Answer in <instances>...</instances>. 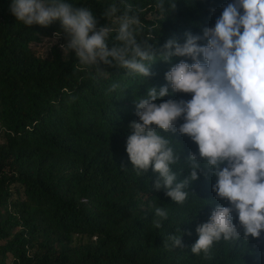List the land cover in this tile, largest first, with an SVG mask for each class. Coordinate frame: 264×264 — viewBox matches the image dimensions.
<instances>
[{"label": "trees", "instance_id": "trees-1", "mask_svg": "<svg viewBox=\"0 0 264 264\" xmlns=\"http://www.w3.org/2000/svg\"><path fill=\"white\" fill-rule=\"evenodd\" d=\"M65 2L90 8L98 27L114 28L105 9L131 5L141 20L137 38L149 39L158 55L170 39L183 44L185 33L202 36L233 0H175L174 9L168 7L172 0H162L163 10L156 7L161 0ZM11 3L0 0V264H264V232L247 242L221 239L208 257L192 254L196 228L216 206H229L212 191L216 177L198 173L188 199L176 204L163 187L155 190L158 174L151 166L138 175L127 156L136 99L148 88L159 91L166 72L191 59L156 60L152 75L142 78L103 64V73L85 69L74 52L64 56L58 45L41 57L34 50L41 39L57 36L58 44L67 43L59 21L25 26L11 14ZM114 44L107 41L109 48ZM113 83L120 87L109 91ZM169 92L155 103L192 97ZM157 132L181 145L178 181L185 179L184 161L198 154L197 145L178 132ZM157 207L168 211L159 228L153 226L160 219ZM180 234L182 246L173 248L168 237Z\"/></svg>", "mask_w": 264, "mask_h": 264}, {"label": "clouds", "instance_id": "clouds-1", "mask_svg": "<svg viewBox=\"0 0 264 264\" xmlns=\"http://www.w3.org/2000/svg\"><path fill=\"white\" fill-rule=\"evenodd\" d=\"M175 0L168 5L175 8ZM163 10L161 0L156 5ZM11 14L25 26L47 27L59 21L66 35L64 52H74L78 66L104 71L99 65L114 66L127 75L146 78L152 75L150 65L156 60L171 63L173 57H187L165 74L167 84L159 91L147 89L146 96L135 101L137 120L130 123L131 134L126 153L137 174L151 166L158 179L155 190L176 204L189 196L190 183L198 173L216 177L212 191L217 199L228 202L216 206L207 222L196 228L198 239L192 254L209 256L215 242H247L264 232V0H233L223 8L214 27L203 35L185 33V42L168 40L155 54L149 39H138L141 20L127 5L123 11L109 5L103 16L114 21L97 26L98 21L88 7H77L65 0H12ZM113 33L114 36H113ZM59 35V33H56ZM115 44L108 47L107 41ZM206 40L205 45L198 42ZM119 84L113 83L109 91ZM171 93L192 94L188 101H155ZM183 123L176 128V122ZM165 133L187 136L198 147L184 163L188 176L178 181L182 148ZM176 145L180 146L179 151ZM203 161V163H199ZM176 168L174 171L173 168ZM233 213L238 223H233ZM153 226L161 227L166 208L157 207ZM242 230V235L241 231ZM181 234L171 235V246L181 247Z\"/></svg>", "mask_w": 264, "mask_h": 264}, {"label": "rangeland", "instance_id": "rangeland-1", "mask_svg": "<svg viewBox=\"0 0 264 264\" xmlns=\"http://www.w3.org/2000/svg\"><path fill=\"white\" fill-rule=\"evenodd\" d=\"M58 43H59V38L57 36L41 39L40 43L34 47V50L36 51L37 55L43 57L46 55V53L48 52L51 46L58 45V49L61 50L62 55L65 56L66 52L63 51L62 46L66 45V42L63 43L61 42L60 44Z\"/></svg>", "mask_w": 264, "mask_h": 264}]
</instances>
